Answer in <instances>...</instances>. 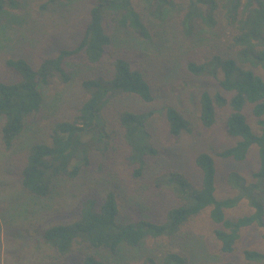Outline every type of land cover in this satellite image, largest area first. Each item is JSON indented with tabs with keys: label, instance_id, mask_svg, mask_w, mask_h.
<instances>
[{
	"label": "trees",
	"instance_id": "obj_1",
	"mask_svg": "<svg viewBox=\"0 0 264 264\" xmlns=\"http://www.w3.org/2000/svg\"><path fill=\"white\" fill-rule=\"evenodd\" d=\"M49 3L69 4L74 0H48ZM149 18L162 21L175 5H183L180 22L185 36L194 39L199 28L214 29L223 17L233 28L231 46L235 55L213 56L208 63L189 62L186 69L193 75L221 74V92L210 95L203 91L198 100L197 123L210 128L216 122L217 109H228L225 119L227 134L237 139L230 147L217 153L222 159L242 162L252 147L257 150L258 167L253 181L236 173L226 177V183L235 192L231 197L215 196L217 168L214 157L200 152L194 165L201 174L198 185L192 184L179 172H168L162 179L165 188L173 191L176 204L169 208L162 221L138 219L135 222L118 221L119 204L116 195L108 192L100 205L95 199L85 200L78 218L72 222L55 224L43 229L41 237L47 248L60 256L78 251L81 264H111L122 249L134 250L146 239L167 238L170 242L186 239L183 228L205 211L215 226L212 237L223 255L231 254L244 228L255 226L263 230L264 206L257 197L264 187V0H141ZM6 8L16 9L14 0H0V15ZM144 17L136 11L131 0H92L88 22L77 44L59 49L31 64L26 58H8L7 69L14 75L9 81H0V146L12 151L16 141L38 119L45 104V89L52 82L70 83L74 77L67 62L82 57L84 66L93 71L80 81L86 99L69 120L52 122L43 141L31 144L26 150L25 163L20 170V188L27 197L39 201L53 198L56 183L76 178L88 165L90 151L110 140L105 110L119 96H133L144 103L153 101L145 75L133 69L124 58L112 54L116 40L110 29L125 30L142 39L150 38ZM117 47V46H116ZM229 95H225L228 94ZM250 107L257 120L258 132L247 122L244 110ZM153 112L120 110L117 124L121 138L128 149L126 160L133 167L134 179L143 177L146 160L158 155L148 129ZM167 133L171 138L193 134L192 122L179 109L168 106L163 110ZM103 148V149H104ZM163 177V178H162ZM156 179V180H157ZM247 200L253 209L250 215L237 219L226 217V210ZM186 235V237H185ZM158 249V248H157ZM158 251H160L158 249ZM162 251V250H161ZM161 257L147 258L146 264H188L183 252L172 248L162 251ZM245 264H264V254L246 250Z\"/></svg>",
	"mask_w": 264,
	"mask_h": 264
},
{
	"label": "rangeland",
	"instance_id": "obj_2",
	"mask_svg": "<svg viewBox=\"0 0 264 264\" xmlns=\"http://www.w3.org/2000/svg\"><path fill=\"white\" fill-rule=\"evenodd\" d=\"M18 8H6L0 15V81H9L14 75L7 69L8 58H26L31 64L59 49L71 48L80 39L88 22L92 0H74L69 4H51L48 0H14ZM134 8L146 22L150 38L142 39L129 31L110 29L116 40L112 54L127 60L133 69L145 75L150 85L153 101L144 103L133 96H119L112 100L105 110L110 140L91 150L89 163L74 179H62L56 183L53 198L39 201L27 197L20 188V170L25 163L27 148L46 138L52 122L71 119L86 99L80 88V81L92 76L84 66L82 57L69 59L74 79L67 84L54 81L45 89V104L38 119L16 141L12 151L0 146V264H81V255L73 251L60 256L44 245L43 229L55 224L76 220L82 203L95 199L100 205L108 192L116 195L119 204L118 221L135 222L138 219L162 221L166 211L176 204L170 189L165 188L162 179L168 172H179L192 184L198 185L201 174L194 165V157L206 152L214 157L217 168L216 192L218 199L231 197L235 192L226 183L230 173H236L249 183L258 167V156L252 147L242 162L222 159L217 153L232 146L237 139L226 132L225 119L228 109H217L216 122L210 128L200 126L196 121L198 100L203 91L210 95L221 92L219 80L212 75L196 76L187 71L189 62L205 64L213 56L226 58L235 55L231 46L233 28L224 18L214 29L199 28L194 39L187 38L180 22L183 5L177 4L162 20L149 18L141 0H131ZM256 74L264 73L256 69ZM225 95H229L225 94ZM179 109L192 122L193 134L171 138L166 129L163 110L168 107ZM120 110L153 112L148 129L151 142L158 155L146 160V170L140 179H134L126 160L128 149L117 124ZM244 113L254 132H258L256 118L250 107ZM1 127V121H0ZM104 148V149H103ZM163 178V177H162ZM157 179V180H156ZM264 206V187L256 192ZM253 209L247 200L235 208L226 210L229 219L250 215ZM203 212L183 228L186 239L170 242L167 238L155 241L146 239L137 249H122L116 261L111 264H146L147 258L161 257V252L172 248L183 252L188 264H245L246 250L264 254V235L261 228H244L231 254L223 255L212 237L215 227ZM160 251H158V249ZM162 250V251H161Z\"/></svg>",
	"mask_w": 264,
	"mask_h": 264
}]
</instances>
